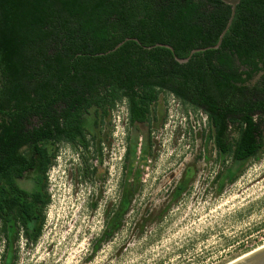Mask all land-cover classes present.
<instances>
[{"label":"trees","instance_id":"trees-1","mask_svg":"<svg viewBox=\"0 0 264 264\" xmlns=\"http://www.w3.org/2000/svg\"><path fill=\"white\" fill-rule=\"evenodd\" d=\"M228 14L220 0H0V264H16L19 239L33 245L41 234L57 145L80 158L97 152L101 126L119 104L128 126L152 119L161 92L200 111L217 193L261 156L264 0H239L216 49L174 59L213 45ZM136 140L124 137L119 195L93 250L119 230L139 189L134 165L149 148ZM193 175L185 168L173 200Z\"/></svg>","mask_w":264,"mask_h":264},{"label":"rangeland","instance_id":"rangeland-1","mask_svg":"<svg viewBox=\"0 0 264 264\" xmlns=\"http://www.w3.org/2000/svg\"><path fill=\"white\" fill-rule=\"evenodd\" d=\"M153 113L128 126L119 104L101 126L100 149L91 147L83 158L69 144L57 145L41 234L33 245L19 239L16 264H227L264 245V151L217 193L210 181L218 163L204 115L165 92ZM126 135L149 148L134 165L139 189L119 230L93 250L104 212L119 195ZM187 167L193 179L173 200ZM19 184L30 186L24 179Z\"/></svg>","mask_w":264,"mask_h":264},{"label":"water","instance_id":"water-1","mask_svg":"<svg viewBox=\"0 0 264 264\" xmlns=\"http://www.w3.org/2000/svg\"><path fill=\"white\" fill-rule=\"evenodd\" d=\"M220 1L229 6V14H228V17L226 19V22H225L223 28L220 30V32L217 36L216 42L213 45L192 49V50H190L189 54L186 57L179 58V57L174 56V59L178 63L186 62L188 60V58L190 57V55L194 52L204 51L207 49H216L219 46L221 39H222V36L224 35L225 31L228 29V27L231 23V20H232V17L234 15V11H235V6L239 2V0H220ZM126 39H128V38H125V40ZM132 40H135V39L132 38ZM123 41L118 42L113 48H111L110 50H107L104 53H108L109 51L114 50L115 48L120 46ZM153 46H162V47H165V48L169 49L170 51H172V48L168 44L156 43ZM153 46H143V47H145L146 49H149ZM232 264H264V247L257 250L256 252H253L252 254H248L244 258H242V259H240V260H238Z\"/></svg>","mask_w":264,"mask_h":264},{"label":"bare ground","instance_id":"bare-ground-1","mask_svg":"<svg viewBox=\"0 0 264 264\" xmlns=\"http://www.w3.org/2000/svg\"><path fill=\"white\" fill-rule=\"evenodd\" d=\"M263 247H264V245L261 246V247H259V248H257V249H254L253 251H250L249 253H246L245 255H243V256L239 257L238 259H236V260H234V261H232V262H229V263H227V264H232V263H234V262H236V261H238V260L244 258V257L247 256L248 254H252L253 252H256L257 250H259V249H261V248H263Z\"/></svg>","mask_w":264,"mask_h":264}]
</instances>
